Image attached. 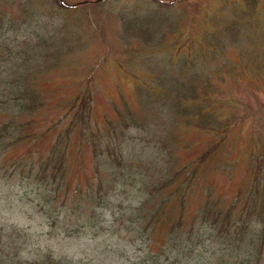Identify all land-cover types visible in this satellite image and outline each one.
<instances>
[{
	"label": "rangeland",
	"instance_id": "rangeland-1",
	"mask_svg": "<svg viewBox=\"0 0 264 264\" xmlns=\"http://www.w3.org/2000/svg\"><path fill=\"white\" fill-rule=\"evenodd\" d=\"M30 1L33 0H21V3ZM65 1L75 6L98 0ZM162 1L177 5L179 9L164 8L167 17L160 16L155 20L147 12L158 7L152 0H105L72 8L64 7L59 0L37 2L44 8L42 16L38 17L39 28L42 30L46 23L57 30L51 37L52 41L42 46L48 53L44 66L39 65L42 71H37L34 77L28 79L32 82L30 92L35 97L32 104L37 106L32 114H25L26 118L22 121L27 120L25 123L31 124L33 130L30 132L35 139L18 149L14 147L9 151L8 148L11 159H0V230L8 231L21 246L25 244L26 249L21 247L23 259L31 260L26 253L34 250L81 264H142L143 256L148 253L147 236L141 233L144 244L136 247L129 241L139 233L120 222L117 224V228H123L120 241L118 238L93 239L91 236L65 238L64 231L63 235L53 232L48 219L40 212L37 194L44 189V185L38 181L43 180L39 175V164L44 162L57 135L64 133L72 124L75 127L71 135L67 176L81 184L92 183L95 178L91 150L89 145L85 146L83 139L84 125L91 131H97L104 150L107 142L116 143L119 139L113 140L109 132H105L107 127L104 122L116 119V114H133L140 123L138 125L144 129L131 131V135L139 141L149 128V138H155L151 148L165 157L166 163L169 162L165 180L174 174L176 167L182 165L187 174L192 173L196 169V161L217 141L216 132L225 129L223 127L228 128L224 148L201 168L186 197L188 210L184 237L201 224L197 218L198 223H195L194 217L206 207L216 203L225 210L238 194H245L251 189L255 154H261L259 151L253 153L252 148L256 147V142L261 145L264 141V77L256 78L251 68L240 66L237 70L235 65H239L240 61L252 65L257 56H264V42L255 41L260 35L264 39V0H257L255 8L258 17L250 16L254 15L255 8L246 0ZM9 4H14L13 0H0V11L4 12L1 9L9 7ZM15 8H18L17 5ZM19 15L26 26L31 11L23 6L19 8ZM123 21H151L150 29L156 31L155 35L151 38H132L129 32L122 30ZM172 24L177 29L171 35H165L173 28ZM236 25L234 33L239 36V41L234 43L229 28ZM11 35V32L8 33L6 38H11ZM3 41L0 46L11 44V41ZM192 42L198 43L199 49L203 46L204 49L215 50L212 54L215 58L210 60L195 58L197 55L193 54L197 60L195 67L207 65L210 73L209 89L205 93L211 92L209 98L214 99L207 104L211 114L203 115H206V124L217 127L214 134L197 128L199 119L196 116L201 117V114L192 113L196 119L188 122L183 115L187 112L185 105L174 112L163 104L164 98L160 94L149 90L150 87L156 89L160 82H187L189 69L185 66L192 61L183 54V48L177 52L174 45L181 47ZM121 53L124 54L119 55ZM259 70L264 73V67ZM88 79L90 82H87ZM82 93L92 95L89 102L92 127L80 114L79 107L70 110ZM198 94L202 95L200 87ZM200 108L197 105L194 113ZM14 116L12 114V118ZM168 152L171 159H168ZM260 157L258 160L264 162V158ZM10 164L17 169L14 176ZM259 178L257 176V180ZM110 180L111 176H107L105 182ZM64 225L68 228L67 224ZM167 227L168 222L162 220L158 237L164 235ZM174 243L179 245L180 241L175 240Z\"/></svg>",
	"mask_w": 264,
	"mask_h": 264
},
{
	"label": "trees",
	"instance_id": "trees-1",
	"mask_svg": "<svg viewBox=\"0 0 264 264\" xmlns=\"http://www.w3.org/2000/svg\"><path fill=\"white\" fill-rule=\"evenodd\" d=\"M39 1L21 3V0L18 2L13 0L14 4H9V7L4 6L1 9L4 12L0 11V42L11 41V44L0 46V159L2 161L10 158L8 148L9 151L14 147L18 149L35 139L34 134L30 132L33 130L31 124L25 123L27 120L22 121L26 118L25 114H32L37 106L32 104L35 97L30 92L32 82L29 80L37 71H42L39 65L44 66L43 62L48 56L42 46L52 41L51 37L57 30L56 27L48 26L46 23L43 24L42 30L39 28L38 17L42 16L41 10L44 9L37 3ZM246 2L255 8L258 1L246 0ZM152 3L158 7L151 8L147 12L154 20L160 16L167 17L163 12L164 8L179 9L177 5H167L158 0H152ZM16 5L18 8H15ZM23 6L31 11L26 26L19 15V8ZM61 9L65 10L64 7ZM256 12L255 8L254 15L250 16L258 17ZM123 22L122 30L129 32L132 38L139 39L143 36L151 38L155 35L156 31L150 29L151 21ZM262 22L264 27V21ZM173 25L175 24L171 26ZM237 26L229 28L234 43L239 41V36L234 33ZM175 29L177 27L173 26L165 35H171ZM10 32L11 38H6ZM255 41H261L259 43L263 44V35L258 36ZM174 47L177 48V52L183 48V54L192 61L185 66L189 69L187 82L173 84L160 82L156 85V89L150 87L149 90H155L156 94H160L164 98L163 104L173 111L178 112V108L181 109L185 105L187 112L183 115L186 121L190 122L197 118L199 119L197 128L209 130L214 134L217 127L206 124V115H203L211 114L207 104L214 99L209 98L211 92L205 93L209 89L207 85H209L210 73L207 65L195 67L197 60L194 59L193 54L197 55L195 58L210 60L211 57L215 58L212 55L215 54V50L207 46V49L203 46L199 49V44L193 42L181 47L175 44ZM122 54L124 53L119 55ZM118 65L123 68L121 62H118ZM235 66H238L237 70L240 66H246L247 69H252L256 78L264 77V73L261 74L259 70L264 67V56H257L252 65L240 61L239 65ZM37 68L38 70L32 71ZM87 82H90V79ZM199 87L202 90L201 96L198 94ZM90 96L92 97L89 93L80 94L70 110L74 111L79 107L80 114H83L92 127V118L89 115ZM198 96L201 98L198 99ZM197 105L201 108L194 113L193 110ZM192 113L202 116L197 115L195 118ZM12 114H15L14 118ZM104 123L107 127L105 132H109L113 140L119 138L116 143L107 142L104 150L100 145L101 138L98 133L96 134L97 131H91L85 125L83 127L85 129L83 139L85 146L90 147L94 167L95 178L92 179V183H75L69 179L70 175L67 176L68 164L71 160L69 157L71 135L75 127L73 124L66 128L64 133L57 135V139L48 149L44 162L39 164V175L43 180L38 181L44 185V189L37 194L38 207L48 219L53 232L63 235L62 231H64L65 238L91 236L93 239L109 237L118 238L120 241L123 231V228H117L120 222L139 233L136 238L129 241L136 247L140 243L144 244L141 233L147 236L148 253L143 256L142 264H264V162L258 160V156L264 158V141L261 145L256 142V147L252 148L253 153L259 151L258 153L262 155L255 154L256 165L253 169L254 179L251 189L245 194H238L225 210L219 208L216 203L206 207L199 216L194 217L195 223H198L196 218L200 220L199 227L192 228L184 237L185 215L188 210L186 197L189 196L194 182L198 179L201 168L213 155L224 148L228 128L223 127L225 129L216 132L217 141L209 147L201 159L196 161V169L192 173L187 174L185 166L182 165L175 168L171 179L165 180L168 176L166 174L169 162L166 163L165 157L151 148L154 146L152 143L155 138H149L151 136L149 128L148 133L144 137L140 136L138 141L131 135V131L144 127L138 125L140 123L133 114H116V119L110 118ZM131 127L136 129H130ZM167 156L171 159L169 152ZM10 166L14 176L17 169L13 164ZM107 176H111L109 182H105ZM257 176L260 177L258 180ZM162 220L168 222V227L164 235L158 237V228ZM64 224H67L68 228ZM17 235L23 237L19 232ZM16 240L8 231L0 230V264H81L67 258L55 257L49 252L34 250L26 253L31 260L23 259L21 247L26 249V246L25 244L21 246ZM175 240H179L180 244L176 245Z\"/></svg>",
	"mask_w": 264,
	"mask_h": 264
},
{
	"label": "water",
	"instance_id": "water-1",
	"mask_svg": "<svg viewBox=\"0 0 264 264\" xmlns=\"http://www.w3.org/2000/svg\"><path fill=\"white\" fill-rule=\"evenodd\" d=\"M99 2V1H98ZM88 3H90V2H88Z\"/></svg>",
	"mask_w": 264,
	"mask_h": 264
}]
</instances>
